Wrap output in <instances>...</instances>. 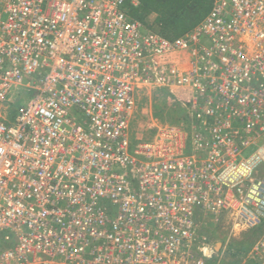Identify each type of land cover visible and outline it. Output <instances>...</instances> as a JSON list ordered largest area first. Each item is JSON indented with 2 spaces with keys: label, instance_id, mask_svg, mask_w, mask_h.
<instances>
[{
  "label": "built area",
  "instance_id": "1",
  "mask_svg": "<svg viewBox=\"0 0 264 264\" xmlns=\"http://www.w3.org/2000/svg\"><path fill=\"white\" fill-rule=\"evenodd\" d=\"M128 3L0 0V264H203L264 221V0H211L173 40ZM150 84L187 121L132 140Z\"/></svg>",
  "mask_w": 264,
  "mask_h": 264
},
{
  "label": "rangeland",
  "instance_id": "2",
  "mask_svg": "<svg viewBox=\"0 0 264 264\" xmlns=\"http://www.w3.org/2000/svg\"><path fill=\"white\" fill-rule=\"evenodd\" d=\"M15 93V89H11L9 96L13 97V95L15 96ZM21 94H23L22 90L16 94V98H18V100L22 98ZM171 95L172 94L170 92L167 93L166 90L164 91L159 90L158 88H153L151 84L148 86V88L143 87L137 91L135 114L132 118L129 130L132 140L150 138L152 135L153 126L155 124H169L177 126L182 123H186L185 118L187 114L177 103L172 104L170 99ZM173 95L176 96V94ZM263 139L264 135L261 134L258 141L255 142L256 145L245 150L244 154L248 155L251 153L257 145L262 143ZM263 168L264 165H262L261 169ZM228 227V219L226 217H222L219 220V227L214 230L216 231L214 233H217L214 235V238L218 239L219 241H224L229 235L230 230ZM204 231L206 232L207 241H210V239H212V237H209L211 230H206L205 228L202 230V232ZM263 234L264 221L262 225L253 230H234V235L230 237L229 243L227 244L224 253H218L217 257L205 260L203 261V264H215L216 262H218V264H254L253 261L247 257V254L255 242L260 239ZM216 245L219 247L220 243H217ZM242 245L244 246L243 250L239 249ZM246 245L247 248H245ZM192 264H194V262Z\"/></svg>",
  "mask_w": 264,
  "mask_h": 264
},
{
  "label": "trees",
  "instance_id": "3",
  "mask_svg": "<svg viewBox=\"0 0 264 264\" xmlns=\"http://www.w3.org/2000/svg\"><path fill=\"white\" fill-rule=\"evenodd\" d=\"M210 6L211 0H139L136 6L126 4L124 11L130 19L153 27L165 38L173 40L189 33L206 16ZM19 105L18 99L9 103L8 120L13 119ZM243 247L239 249L243 250Z\"/></svg>",
  "mask_w": 264,
  "mask_h": 264
},
{
  "label": "crops",
  "instance_id": "4",
  "mask_svg": "<svg viewBox=\"0 0 264 264\" xmlns=\"http://www.w3.org/2000/svg\"><path fill=\"white\" fill-rule=\"evenodd\" d=\"M154 17V15H151V18H153Z\"/></svg>",
  "mask_w": 264,
  "mask_h": 264
}]
</instances>
